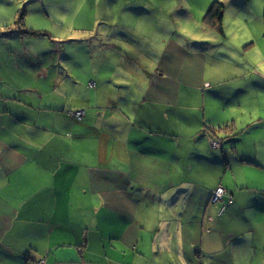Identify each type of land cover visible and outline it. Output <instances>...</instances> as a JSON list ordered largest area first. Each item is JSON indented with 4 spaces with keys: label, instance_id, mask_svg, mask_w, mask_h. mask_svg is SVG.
<instances>
[{
    "label": "crops",
    "instance_id": "crops-1",
    "mask_svg": "<svg viewBox=\"0 0 264 264\" xmlns=\"http://www.w3.org/2000/svg\"><path fill=\"white\" fill-rule=\"evenodd\" d=\"M168 44L157 60L146 56L152 74L143 65L122 83L119 92L135 91V105H118L117 118L99 120L93 133L90 115L65 125L59 117L68 113L43 104L46 90L25 85L0 60V264H264V216H240L242 208L258 213L264 201L239 200L244 188L225 183L231 162L249 159L261 169L264 162L245 149L238 156L242 135L207 118L204 94L217 85L204 79L203 64L218 62L184 50L203 61L180 71L173 56L161 64L174 77L157 76ZM30 78L59 84L56 71ZM79 106L91 105L86 97ZM184 107L201 112L196 128L184 124ZM199 138L210 146L184 145ZM215 139L222 146L212 147ZM188 149L195 153L186 158ZM212 159L213 167L204 165ZM187 172L201 176L200 185ZM216 185L234 195L223 215L211 202ZM233 206L238 214L227 216Z\"/></svg>",
    "mask_w": 264,
    "mask_h": 264
},
{
    "label": "rangeland",
    "instance_id": "rangeland-1",
    "mask_svg": "<svg viewBox=\"0 0 264 264\" xmlns=\"http://www.w3.org/2000/svg\"><path fill=\"white\" fill-rule=\"evenodd\" d=\"M216 1L225 5V35L217 26L210 28L206 24L207 20L204 21ZM111 3L112 0H0V9L4 13V17L0 15V26L6 25L0 30L4 36L0 39V60L8 61L10 72H21L25 85L40 84L46 90L43 104L54 103L58 108H64L65 113H69L76 109V105H80L82 98L85 101L87 97L91 106L85 109L86 117L83 121L90 115L88 122L95 127H90L91 133L98 129L99 120L104 125L103 119L117 118L118 105L129 102L135 105V91L119 92L117 84L124 83L125 78L130 75L129 72L135 73L146 64V56L142 59L131 44L122 42L117 46V39L114 38L110 25L114 20L106 15ZM181 7L187 14L177 16ZM23 11V19L18 23ZM150 14L142 27L146 31L148 28L153 33L156 31L161 42L164 43L167 39L169 43L159 64L163 60H169L173 64L171 59L174 56L181 71L188 64L203 61L202 55L194 56L184 50L193 53L203 51L208 59L218 62L206 63L205 60L203 64V68L207 70L206 73L204 71V79L213 86L217 85L212 92L207 91L204 94L207 99V118L212 122L228 121V128L242 135L237 142L238 156L245 149L258 154L264 162V0H172L171 4L164 3ZM217 22L216 20L214 23ZM136 25L139 26L137 23ZM33 31L40 34L35 35ZM139 36L142 40L145 39L144 35ZM18 37L19 40L14 39ZM120 37L123 36L119 34L117 38ZM149 43L154 49L151 58L157 60V48L151 38L142 43V49L138 50L144 51ZM12 45L15 49L13 55L16 56L10 57L7 51L11 49L8 46ZM57 49V56L62 53L63 57L60 58L67 59L58 61L59 64L48 70L50 67L47 57L51 51ZM170 51L174 53L169 54ZM185 59H188L186 65ZM28 60H35L37 69L33 68L32 61L27 63ZM148 62L155 61L151 59ZM17 66L20 68L15 70L14 67ZM58 66L63 70L59 80L64 82L58 89L52 84L54 80L30 78V74L35 71H56L58 74ZM163 71L165 73H160ZM164 75L166 78L174 77L161 64L157 76ZM188 94L189 92L184 98L192 102L187 98ZM49 97H55L56 100H48ZM99 105L111 106L98 108L102 107ZM182 111L186 117L184 124L189 129L196 128V115L201 112L194 107H184ZM59 119L65 125L71 120L70 117ZM117 140H124L121 134H117ZM199 142L206 145L207 139L186 141L184 145L198 146L196 149H199L203 146ZM207 145L210 146L209 141ZM188 150L191 153H184L186 158L195 153V150ZM245 160L247 161L231 162L225 183L234 189H237V185L244 188L238 193L239 200L244 198L264 201V168H258L261 166L260 162ZM214 162L216 159L205 162L204 165L213 167ZM187 176L195 181L196 186L200 185L201 176H191L190 172H187ZM231 208L227 216L238 214V209L234 206ZM222 210L223 204L218 213ZM258 211L252 213L242 208L240 216H264V204L259 206Z\"/></svg>",
    "mask_w": 264,
    "mask_h": 264
},
{
    "label": "trees",
    "instance_id": "trees-1",
    "mask_svg": "<svg viewBox=\"0 0 264 264\" xmlns=\"http://www.w3.org/2000/svg\"><path fill=\"white\" fill-rule=\"evenodd\" d=\"M164 3L171 4L172 0H112V3L106 10V15L109 16V18H111L112 20H114V22H110V25H111V29L113 32V36L115 39H117V46L121 45L122 42H126V43L131 44L133 48L138 50V48L142 49V43L144 44L148 38H151L152 41L154 40V43L157 48L158 56H159L161 54L160 50H162L163 46L166 45L167 39L165 40L166 42L164 43L161 42L160 37L156 31L155 33H153L151 32L150 28H148L146 31V28L142 27V25L145 24V22L148 20V17L151 15L150 13H153L156 8L157 9L161 8V6ZM224 12H225V5L223 3L216 1L215 4H213L212 9L207 13V15L204 18L205 22L207 20L206 22L207 26H209L210 28H214V26H217L219 30L223 31L222 29L224 27V23H223ZM185 14H187V11H184V9L181 7V11L180 13L177 14V16L178 15L182 16ZM23 15H24V11L21 13L17 21L18 23L22 21ZM216 20L218 22L214 23ZM136 23L139 26H137ZM120 24H123V25L120 26ZM22 26L24 27L23 23H22ZM145 31L146 33L144 34ZM32 33L35 35L40 34L37 31H33ZM119 34L122 35L123 37L117 38ZM139 34L144 35L145 39L142 40ZM4 35H7V34H4ZM3 38L4 36L0 32V39H3ZM14 39L19 40L20 37L14 38ZM13 49H14V46H13ZM58 51H59L58 49L56 51H51L50 56L47 57V60H49V67L51 68V69L49 68L50 70H52V68L55 67L56 64H59L58 61H61L62 59L63 60L67 59V58H59L58 61L55 62L53 60V57L57 56ZM138 51L142 59H144L145 56L151 58L154 52L153 45L151 43L146 44L144 51L143 50H138ZM26 52H29V50L26 49ZM59 54L62 55L63 57L62 53H59ZM145 65L147 66V72L149 74H152L153 70L150 69L148 62H146ZM58 68H59L58 69L59 71L58 78H59L60 72H62L63 70H62V67L60 68L58 66ZM125 80L127 79L125 78ZM63 84L64 82L59 80L57 89ZM117 87L122 88L123 87L122 82L118 83ZM95 99H96V96H95ZM48 105H54L55 109H57L58 112H65L64 108H58V106L55 105L54 103L48 102L47 106ZM75 108L76 109L74 111H70L68 113L70 119H72L73 121L82 120L86 116V113H85L86 108H83L79 105H76ZM78 112H82V116H78L77 115ZM218 187H223L226 190V192L232 195L233 197V201L229 203H228L227 198L223 202L222 201L216 202V203H221V206L223 204L224 210L219 213V214H223L226 211L227 207L231 206L234 203V195L232 192L227 190L223 185H218L215 188V190ZM212 204H215V203H212Z\"/></svg>",
    "mask_w": 264,
    "mask_h": 264
},
{
    "label": "built area",
    "instance_id": "built-area-1",
    "mask_svg": "<svg viewBox=\"0 0 264 264\" xmlns=\"http://www.w3.org/2000/svg\"><path fill=\"white\" fill-rule=\"evenodd\" d=\"M78 116H82V112H78L77 113ZM222 145V141L221 140H213L212 141V146L213 147H220ZM227 198L228 203L233 201V197L232 195H230L229 193L226 192V190L223 187H218L211 196V202L212 203H216L219 201H225ZM224 210V209H223ZM222 210V211H223ZM36 264H46V260L42 259L39 262H37Z\"/></svg>",
    "mask_w": 264,
    "mask_h": 264
},
{
    "label": "clouds",
    "instance_id": "clouds-1",
    "mask_svg": "<svg viewBox=\"0 0 264 264\" xmlns=\"http://www.w3.org/2000/svg\"><path fill=\"white\" fill-rule=\"evenodd\" d=\"M222 146V145H221Z\"/></svg>",
    "mask_w": 264,
    "mask_h": 264
}]
</instances>
